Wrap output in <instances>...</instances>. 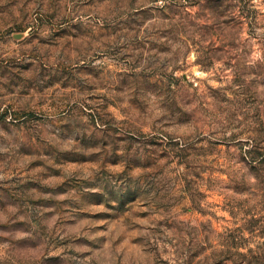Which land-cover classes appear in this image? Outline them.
I'll return each mask as SVG.
<instances>
[{
    "label": "rangeland",
    "instance_id": "rangeland-1",
    "mask_svg": "<svg viewBox=\"0 0 264 264\" xmlns=\"http://www.w3.org/2000/svg\"><path fill=\"white\" fill-rule=\"evenodd\" d=\"M0 264H264V0H0Z\"/></svg>",
    "mask_w": 264,
    "mask_h": 264
}]
</instances>
